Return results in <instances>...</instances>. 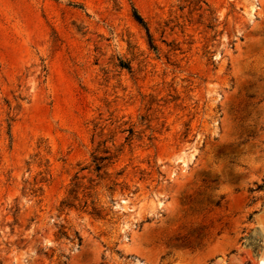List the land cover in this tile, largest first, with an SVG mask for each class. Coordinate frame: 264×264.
<instances>
[{"label": "rangeland", "instance_id": "obj_1", "mask_svg": "<svg viewBox=\"0 0 264 264\" xmlns=\"http://www.w3.org/2000/svg\"><path fill=\"white\" fill-rule=\"evenodd\" d=\"M261 259L264 0H0V264Z\"/></svg>", "mask_w": 264, "mask_h": 264}, {"label": "bare ground", "instance_id": "obj_2", "mask_svg": "<svg viewBox=\"0 0 264 264\" xmlns=\"http://www.w3.org/2000/svg\"><path fill=\"white\" fill-rule=\"evenodd\" d=\"M260 264H264V259H261L260 260Z\"/></svg>", "mask_w": 264, "mask_h": 264}, {"label": "trees", "instance_id": "obj_3", "mask_svg": "<svg viewBox=\"0 0 264 264\" xmlns=\"http://www.w3.org/2000/svg\"><path fill=\"white\" fill-rule=\"evenodd\" d=\"M139 20H141V19H139ZM141 22H143L142 20H141ZM99 169H100V167H98Z\"/></svg>", "mask_w": 264, "mask_h": 264}]
</instances>
